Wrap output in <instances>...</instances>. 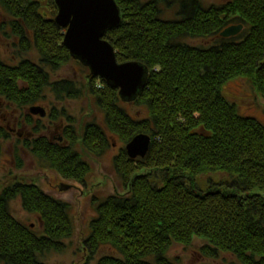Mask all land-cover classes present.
Instances as JSON below:
<instances>
[{
	"label": "trees",
	"instance_id": "1",
	"mask_svg": "<svg viewBox=\"0 0 264 264\" xmlns=\"http://www.w3.org/2000/svg\"><path fill=\"white\" fill-rule=\"evenodd\" d=\"M55 1L0 0L10 38L20 43L14 52L20 59L17 66L0 58V102L20 113L21 125L32 126L29 110L50 93L54 104L48 118L68 123L67 144L36 138L24 141L23 149L39 168L87 184L90 165L79 146L100 157L115 138L126 145L138 134L152 137L146 158L133 161L126 148L114 158L124 193L99 204L85 241L91 259L108 245L115 255L96 264H176L170 249L191 247L199 239L206 242L199 251L208 258L229 254L238 264H264V124L242 115L223 94L228 82L244 78L264 98V0H229L210 8L200 0H182L178 19L171 21L161 16L166 0H115L122 23L105 39L118 62H141L150 70L146 87L133 102L145 106L148 117L143 119L129 115L118 90L90 71L83 83L53 81L72 59L64 31L53 20ZM236 24L244 25L237 37H221ZM215 37L204 47L184 41ZM84 98L102 112L104 124L89 122L78 135L75 119L56 104ZM37 129L45 131L40 125ZM7 136L0 129V264H48L47 255L62 253L73 237L71 205L27 179L4 185L1 160ZM20 150L14 149L13 173L24 168ZM221 170L234 178L229 187L212 184L197 191L199 176ZM16 198L41 217V234L13 216L9 204Z\"/></svg>",
	"mask_w": 264,
	"mask_h": 264
},
{
	"label": "rangeland",
	"instance_id": "2",
	"mask_svg": "<svg viewBox=\"0 0 264 264\" xmlns=\"http://www.w3.org/2000/svg\"><path fill=\"white\" fill-rule=\"evenodd\" d=\"M149 2V0H144ZM182 0H166V5H161V16L167 21L178 19L179 2ZM229 0H200V2L206 8L225 5ZM169 7V8H168ZM44 11H46L45 4L42 5ZM58 14V11H57ZM57 14L55 16H57ZM9 21V17H6V13L0 8V58L7 64L18 65L20 59L16 57L14 52L20 47L18 40L10 38L12 34L10 31H6L4 28V22ZM64 35L66 31L63 29ZM217 37L210 39H198V38H185L184 41L190 46H209L213 44ZM105 41H108L103 38ZM109 42V41H108ZM111 44V43H110ZM112 45V44H111ZM72 58V57H71ZM117 59V56H116ZM120 63V62H119ZM89 69L86 68L76 60L71 59L68 64H64L62 69L54 74L53 81L61 80H73L85 82ZM101 83L98 82V86ZM223 94L227 99L234 102L239 112L246 117H253L264 124V98L261 97L256 87L253 86L251 80L239 78L228 82L224 87ZM47 99L38 106L43 108L52 109L51 105L54 104V98L47 94ZM3 105L0 108V129H4L9 134V139L3 141L4 143V155L1 160L2 169L1 177L6 179L4 185L7 186L10 181L15 179H27L39 184L45 194H49L56 200H61L71 205L70 214L73 216L75 231L72 239L65 241V250L62 253L52 252L48 254L46 262L48 264H96V262L105 255H115V251L111 246H102L98 252H96L92 259L89 255L88 247L85 245L86 239L90 236V224L95 218L98 217L99 204L108 197L117 194H123L122 182L120 176L117 174L114 168V158L120 154L123 148H126L119 139H113L111 147L108 151L101 154L100 157H96L86 152L80 146L77 148L82 154L83 159L90 165L91 174L87 178V186L83 183L76 182L74 180H66L62 178L56 172L43 170L39 168L38 162L33 158L32 154L26 149H23L24 138L30 133H34L38 130V126L48 127L44 133L50 138L63 136L64 130L67 128L68 123L65 121H56L51 124V120L48 118L34 117V123L32 126L20 124V113L14 109H8L7 103L1 100ZM128 114L134 118L143 119L147 118L145 106H140L131 103L123 102ZM56 107L67 108L71 117L75 119V126L78 129V135L82 133L80 127L88 124L89 122L96 121L98 124H104V116L100 110L96 107H92L84 99L68 100L65 104H56ZM41 120V121H40ZM17 125V126H16ZM16 128L12 134L10 129ZM105 128V127H104ZM45 134V135H46ZM20 135V136H19ZM21 139L22 143L19 144L18 139ZM18 147L21 149V162L23 163V169L20 172H11L15 170L16 163L13 161L14 149ZM22 147V148H21ZM8 175V176H7ZM6 176V177H5ZM234 181L233 176L224 171H210L206 175L199 176L197 180V191H207L212 184H221L229 187L228 184H232ZM61 185L71 186L68 191H61L59 188ZM97 197V199L95 198ZM9 207L13 216L18 219L26 227H32L37 233L43 232L41 217L32 213H29L22 206L21 198H16L10 202ZM191 247H185L183 245H175L170 249L169 257L176 264H238L234 257L229 254H224L220 258L212 259L208 258L200 253V248L206 242L204 240L195 239Z\"/></svg>",
	"mask_w": 264,
	"mask_h": 264
},
{
	"label": "water",
	"instance_id": "3",
	"mask_svg": "<svg viewBox=\"0 0 264 264\" xmlns=\"http://www.w3.org/2000/svg\"><path fill=\"white\" fill-rule=\"evenodd\" d=\"M44 1V0H42ZM58 14L55 23L64 29L63 42L73 60L87 67L94 77L103 79L118 90L125 103L134 102L146 87L150 70L143 63L129 61L119 63L116 50L103 38L109 30L122 23L121 9L115 0H56ZM244 29L236 24L221 32V37H237ZM31 116L45 118L47 110L34 106L29 110ZM152 137L138 134L126 144V153L131 160L144 159L151 149ZM71 186L61 185V191Z\"/></svg>",
	"mask_w": 264,
	"mask_h": 264
},
{
	"label": "flooded vegetation",
	"instance_id": "4",
	"mask_svg": "<svg viewBox=\"0 0 264 264\" xmlns=\"http://www.w3.org/2000/svg\"><path fill=\"white\" fill-rule=\"evenodd\" d=\"M6 17H7V15H6ZM55 17L56 16H54V19H55ZM53 19V20H54ZM4 28H5V30L6 31H10V24H9V22H4ZM15 40H17L16 38H15ZM19 41V40H18ZM3 105V103L2 102H0V108H1V106ZM43 108V107H42ZM44 109H46L47 110V114H46V116H45V118H48L49 117V115H50V109H48V108H44ZM34 117H40V116H34ZM33 116H32V118H34ZM41 118V117H40ZM45 118H43V119H45ZM49 119V118H48ZM41 121V120H40ZM51 124H53V123H55V121H51L50 122ZM17 126V125H16ZM48 127H43V129L46 131V129H47ZM16 128H14L13 130L12 129H10V131H12L11 133L13 134L16 130H15ZM44 131V132H45ZM36 133V130H35V132L34 133H30L28 136H27V138H24V140H22V141H35V139L36 138H45V139H47L50 143H52V144H55V145H57V144H61V145H64V144H67V142H66V139H65V134H66V131L64 130V133H63V136H61V137H54V138H50L46 133ZM10 134V133H9ZM46 134V135H45ZM20 136V135H19ZM7 139H5L4 141H7L8 139H9V136H7L6 137ZM18 140H20L21 141V139L19 138ZM66 146V145H65ZM27 151V150H26ZM14 152V151H13ZM14 155V154H13ZM16 181H18L19 179H15ZM87 182V181H86ZM81 183V182H80ZM84 184V183H83ZM85 186H87V184H84ZM96 199H97V197H95Z\"/></svg>",
	"mask_w": 264,
	"mask_h": 264
}]
</instances>
